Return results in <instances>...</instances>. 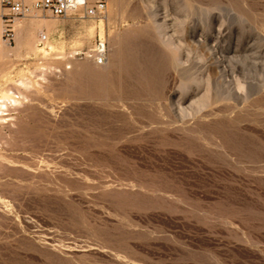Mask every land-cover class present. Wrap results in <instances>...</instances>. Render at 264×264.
Here are the masks:
<instances>
[{
	"label": "rangeland",
	"instance_id": "obj_1",
	"mask_svg": "<svg viewBox=\"0 0 264 264\" xmlns=\"http://www.w3.org/2000/svg\"><path fill=\"white\" fill-rule=\"evenodd\" d=\"M107 2L2 32L0 264H264V0Z\"/></svg>",
	"mask_w": 264,
	"mask_h": 264
},
{
	"label": "built area",
	"instance_id": "obj_2",
	"mask_svg": "<svg viewBox=\"0 0 264 264\" xmlns=\"http://www.w3.org/2000/svg\"><path fill=\"white\" fill-rule=\"evenodd\" d=\"M108 10L107 0H0V16L3 23V37L12 44L15 42L17 22L34 13L49 14L56 18H66L78 14L80 18H104ZM49 35L40 36V43H47ZM96 63L105 64L108 59L106 42L101 43L95 53Z\"/></svg>",
	"mask_w": 264,
	"mask_h": 264
},
{
	"label": "bare ground",
	"instance_id": "obj_3",
	"mask_svg": "<svg viewBox=\"0 0 264 264\" xmlns=\"http://www.w3.org/2000/svg\"><path fill=\"white\" fill-rule=\"evenodd\" d=\"M166 15V14H165ZM32 17H35L31 20H28L26 22H20L16 25V31H17V42L19 47L21 45L25 46L28 50V52H38V51H43L44 53H48V51L50 50L53 51L57 46L52 44V41H50V39L48 40V42L46 43V46H44V48H39V46L37 45V37L39 33H42L44 31H46L48 34L50 33H54L58 31V24L56 21L53 20H49L46 17L40 16L38 13H34L32 14ZM154 19V18H153ZM22 20V19H21ZM20 21V20H19ZM166 22V21H165ZM167 23V22H166ZM90 31H93L95 26L94 24H88ZM88 27V26H87ZM4 29V28H3ZM2 24H1V16H0V40L2 39ZM155 29V28H154ZM167 29V28H166ZM153 30V29H152ZM169 30V29H168ZM157 33V32H156ZM168 33V32H167ZM166 34V33H164ZM170 34V33H169ZM168 34V35H169ZM176 34V33H175ZM194 34V33H193ZM171 35V34H170ZM202 36V35H201ZM168 37L169 36H165ZM4 38V37H3ZM195 38V37H194ZM206 39V37H205ZM5 40V38H4ZM199 40V39H198ZM6 41V40H5ZM7 42V41H6ZM180 42V41H179ZM8 43V42H7ZM140 43V42H139ZM9 44V43H8ZM64 47V44H62ZM218 46V45H217ZM178 47V46H177ZM180 48V47H179ZM61 49V47H60ZM129 49V48H128ZM216 49H219L218 47ZM220 50V49H219ZM55 51V50H54ZM127 51V50H126ZM236 52V51H235ZM189 53V52H188ZM2 54V50L0 48V55ZM222 54V53H221ZM223 55V54H222ZM131 56V55H130ZM225 56V55H223ZM219 57V56H218ZM224 58V57H223ZM174 59V58H173ZM182 60V59H181ZM220 61V60H219ZM218 62V60H217ZM221 62V61H220ZM219 63V62H218ZM222 64V63H221ZM99 65V64H98ZM182 65V64H181ZM219 66V65H218ZM217 66V67H218ZM178 67V65H177ZM222 67V66H221ZM219 68V67H218ZM196 81V80H195ZM194 81V82H195ZM23 83V82H22ZM199 83V82H198ZM238 83V82H237ZM200 85V84H199ZM221 86V85H220ZM234 88V87H233ZM232 90V89H231ZM189 91V90H188ZM9 93V92H8ZM187 93V92H186ZM231 93V92H230ZM235 95V93H233ZM237 94V93H236ZM3 99L5 101L0 103V111H3V107L8 108V103L7 101H11L13 100L14 102H17V100L15 99V97L6 94L4 95ZM7 100V101H6ZM180 101V100H179ZM182 102V101H181ZM174 106V105H173ZM180 106V105H179ZM177 107V106H176ZM181 107V106H180ZM184 107V106H183ZM186 111V109H185ZM181 113V112H180Z\"/></svg>",
	"mask_w": 264,
	"mask_h": 264
}]
</instances>
